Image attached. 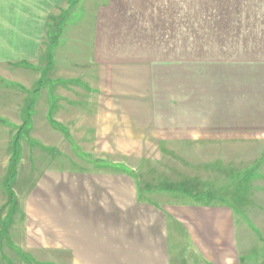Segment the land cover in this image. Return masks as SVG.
I'll return each instance as SVG.
<instances>
[{
    "label": "crops",
    "instance_id": "obj_1",
    "mask_svg": "<svg viewBox=\"0 0 264 264\" xmlns=\"http://www.w3.org/2000/svg\"><path fill=\"white\" fill-rule=\"evenodd\" d=\"M76 5L0 0V264H264V0L154 48L147 0Z\"/></svg>",
    "mask_w": 264,
    "mask_h": 264
},
{
    "label": "rangeland",
    "instance_id": "obj_2",
    "mask_svg": "<svg viewBox=\"0 0 264 264\" xmlns=\"http://www.w3.org/2000/svg\"><path fill=\"white\" fill-rule=\"evenodd\" d=\"M80 1L81 0H72V4H73L72 8L74 10V13H76V15L79 14L78 10L77 12L75 11L78 6L76 4H79ZM103 1L106 3L109 0H103ZM123 1L125 2V0ZM147 2H149L150 4L152 3V5H155L158 13L160 11H163V20H161V27L157 28V27L152 26V29H151V31L153 32V38L157 37L158 39H161V42H162V43H159L158 41L152 44V46L153 45L163 46V44L168 45L166 43H163L164 38H168V39L174 38L175 40L182 39L184 37L186 38V35L191 33L190 27L192 28L195 24L197 25V27L195 28L196 30H194L195 36L200 37L201 39L204 38V34H206V32L203 29L204 28L203 26L199 27V24L201 25L202 22L206 23V21L203 19L206 18L207 16H211V15L214 16L216 14V16L222 17L224 0H147ZM162 3H163V7L160 8V6H162L161 5ZM75 5L76 7H74ZM192 12L194 13L198 12V14L201 12V16L199 15V17H197L198 15L196 16L194 14H193L194 16L190 15ZM164 24L169 25V27H171V29L173 30L169 28L167 29V27H165L166 25ZM156 30H157V34H156L157 36L155 35ZM170 45L184 46L183 43H174V42L171 43ZM60 46L62 47L63 43H59V42L58 43L56 42L41 43L37 57L24 59L21 65H23L24 67H29V68L38 67V66L48 67V63L51 64L52 60L54 59V56L53 58H50L51 57L50 54L52 55V52L57 49L61 51L63 47L61 48ZM77 148L78 147L73 142L74 152H76ZM78 151L77 153L79 156ZM126 163L127 164L124 163L125 165L124 164L120 165V170L123 172L129 171V167L127 166L129 163L128 162ZM130 164L134 166L138 165L137 163L134 164V162H131ZM141 164L142 162L139 163L140 167L139 169H136L137 171L135 172L131 171V172L132 173L134 172L137 174L139 173L143 176L144 172L140 171V168L142 166ZM78 165L72 164L73 167H78Z\"/></svg>",
    "mask_w": 264,
    "mask_h": 264
},
{
    "label": "trees",
    "instance_id": "obj_3",
    "mask_svg": "<svg viewBox=\"0 0 264 264\" xmlns=\"http://www.w3.org/2000/svg\"><path fill=\"white\" fill-rule=\"evenodd\" d=\"M31 109H32V104H29L27 109H26V112H25L24 122H23V124L21 126L18 127L16 135H15L14 140H13L12 154H11V158H10V162H11V164L13 166V170L11 172V175L9 176V179H8V183H7L8 188L10 187V180L12 179V177L15 174L14 168H15V165H16V163H17V161L19 159V155H20V144H19V141H20L21 132L24 129V127L27 125V123L29 122ZM208 196L210 197V195H208Z\"/></svg>",
    "mask_w": 264,
    "mask_h": 264
}]
</instances>
